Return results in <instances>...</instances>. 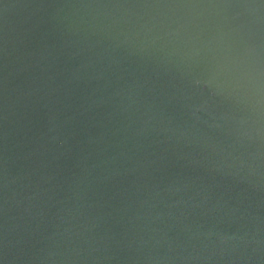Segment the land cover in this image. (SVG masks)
<instances>
[{
    "label": "water",
    "instance_id": "water-1",
    "mask_svg": "<svg viewBox=\"0 0 264 264\" xmlns=\"http://www.w3.org/2000/svg\"><path fill=\"white\" fill-rule=\"evenodd\" d=\"M0 264H264V0H0Z\"/></svg>",
    "mask_w": 264,
    "mask_h": 264
}]
</instances>
